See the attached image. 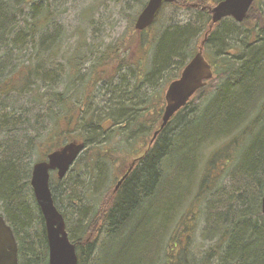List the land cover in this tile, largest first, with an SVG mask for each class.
Here are the masks:
<instances>
[{"label":"trees","instance_id":"1","mask_svg":"<svg viewBox=\"0 0 264 264\" xmlns=\"http://www.w3.org/2000/svg\"><path fill=\"white\" fill-rule=\"evenodd\" d=\"M218 1L164 3L153 23L137 32L140 40L149 33L148 41L141 40L137 45L138 50L146 52L149 69L125 84V65L112 77L103 68L105 59L118 56L117 48L110 57L101 55L90 61L84 72L80 65L85 54L76 50H71L72 55L71 51L61 52L62 39L56 23L60 14L51 9L49 1L0 0V134L15 133L31 123L33 108L28 111L26 107H11L10 112L6 111L11 105L7 99L12 96L37 103L40 108L35 121L43 126L32 138L23 140L25 145L15 136L0 140V215L17 241L18 264H47L44 221L29 184L32 167L23 163L33 149L34 139L46 150L40 160L67 142L85 143L78 160L84 158L92 173L70 188L67 196L76 194L70 200H81L90 193L95 171H99L100 179L104 166L116 171L118 163L129 162L122 169L128 172L117 191L108 190L97 199V209L84 224H80L83 210H79L72 227L66 225V212L58 207L56 180L50 176L52 198L75 244L77 264H96L100 249L121 240L136 245L126 264H264V215L260 203L264 194V13L254 0L242 21L226 17L212 23L209 9ZM165 8L173 12L163 15ZM179 10L188 15L175 19ZM205 33L202 47L215 55L210 62L214 77L196 93L210 84L212 88L209 92L206 89L199 104H194L192 97L159 129L164 86L193 57ZM228 34L233 39H227ZM245 51L246 57L240 60L238 56ZM61 57H69L65 77L71 81L58 90ZM137 61V70L143 72L141 59ZM114 79L118 82L114 83ZM74 80L79 81L76 86ZM99 87L108 92L106 98V93L96 95ZM156 130L153 142L146 143V137ZM108 132L118 140L107 147ZM132 137H142L141 145L147 144L140 155H133ZM220 141L226 148L235 149L234 158L229 160L228 155H223L224 161L219 162L220 155L213 153L204 161L196 190L186 202L184 213L176 217L182 204L177 200L181 190L170 188L173 186L166 181L178 185L181 177L188 176V171H181V161L192 157L196 149L200 151ZM237 146L241 148L237 150ZM164 164L174 171H161ZM219 166L225 171H212ZM119 177L115 175V182ZM159 191L173 202L164 210L171 213L174 209L175 213L167 214L166 232L159 234L154 244L150 233L160 219L156 215L159 213L143 222L139 215L151 205L156 209L163 206L155 203ZM161 218L165 220V216ZM99 228L105 238L102 245L95 242L100 236ZM195 233L203 247L198 259L190 249Z\"/></svg>","mask_w":264,"mask_h":264},{"label":"rangeland","instance_id":"2","mask_svg":"<svg viewBox=\"0 0 264 264\" xmlns=\"http://www.w3.org/2000/svg\"><path fill=\"white\" fill-rule=\"evenodd\" d=\"M50 2L51 9H55L59 15V17L56 19V23L59 27V35L62 39L61 42V52L67 53L71 50H76V53L85 54V58L83 59V63L80 65L82 68V72H84V67L89 66L88 63L90 61L97 60L96 58L100 57L101 55H105L106 57L112 56V51L114 48H117V51L119 52L118 56L113 55L107 60V63L103 66L104 69H106V74L110 77L117 74V70L124 66L122 69V74L124 75V83L130 84L131 81L134 80V78L137 75H140L141 73H145L149 69V60L147 55L143 52V50H138L137 45H139L140 41L143 40V43L148 41L149 33L146 32L142 35V38L140 40L141 35L137 33V31L134 28V21L138 15V13L141 11L143 4L146 3L147 0H143V3H141L139 0H47ZM257 4L262 8L261 14L264 13V0H257ZM173 11L172 9L165 8L164 14L166 15L171 14ZM183 10L176 11L174 14L175 19H183L185 18L188 13H183ZM133 18V20H131ZM81 45V47H80ZM77 48H79L77 50ZM72 55V51H71ZM71 55L69 57H71ZM203 55L205 59L208 62H213V58H215V55L208 51L207 49L203 50ZM68 57V58H69ZM67 58V59H68ZM123 58H126L123 60ZM141 59L142 63V70L143 72H139L137 70V67L134 62H138L137 59ZM67 59L65 57L60 58V65L58 68L60 69L59 76L61 83L58 86V90L64 89L67 87L68 82L71 81V79L67 80L65 77L66 74V67L65 65H68ZM123 61V63H122ZM129 62V63H128ZM140 63V64H141ZM132 64V65H131ZM64 65V66H63ZM69 67V65H68ZM131 80V81H130ZM114 83H117V79L113 80ZM79 81L74 80V86L78 84ZM213 83V82H212ZM112 87V86H111ZM144 85L141 86V92L144 90ZM211 84L206 87L207 92L211 90ZM166 86H164L162 96L164 99V92H165ZM206 89L201 91V93H196L194 95L193 101L194 104H199L201 101H203V96H205ZM140 90V89H139ZM150 91H148L149 93ZM106 93L105 98L108 96V92L105 89L97 88L96 95ZM26 98L20 97L17 98V96H12L7 99L10 106L6 108V111L10 112L11 107L13 108H20L26 107L28 111H30L31 108H33V112L31 115H29V118L31 120L30 124H27L25 127H23V130L17 129L15 133L9 132V133H2L0 134V140H6L11 139L12 137H16L19 140L22 139V143L24 139L32 138L37 131L40 130V128H43V126H40V123H36L37 114L39 110V105L37 103H28ZM113 135L112 132H108L105 136L110 141V144L108 146H112L117 140L118 137H111ZM148 137V138H147ZM146 137V143L151 138V134H149ZM131 143L133 142V150H135V153L133 155H140L144 148L146 147V143L144 145H141L143 141L140 139L142 137H138V140H134L135 138L132 137ZM106 139V140H107ZM38 140L34 139L32 147L33 149H30L28 151L27 158L23 161V163L27 164L28 166H33V164L37 161H41L39 158H41L42 154L46 152L45 148L43 146H38L37 144ZM22 143H19L22 145ZM217 143H211L209 145H206L204 147H201V150L199 151L196 149L195 154L192 157H189L186 160L181 161V164L183 165V169L181 171H188V176L181 177L179 180L178 185H172L171 182H167L166 184L168 186H173L170 188L181 190V192L177 196L178 202H181V206L178 208V212L175 213L174 209H172L171 213H168L169 211L164 210V206H170L172 202L171 198L162 197L161 193L159 191L157 197V200L155 203L159 202L160 205H163L161 207L154 208L152 205L147 207V211H144L142 214L139 215V219L143 222L145 220L152 219L154 217V213L157 212L159 214H156L159 216V220L152 225L150 237L153 243H156V239L159 234L164 233L165 234V227L167 224V214L170 216L172 213L175 216L178 217L180 214L184 213V210L187 207V203L194 194V191L196 190V183H197V175L198 172L201 171L202 164H204V161L211 156H213V153L219 154V159H222L223 155H228L229 160L234 158L235 149L226 148L224 144H221L222 141ZM37 146H36V145ZM149 144V142H148ZM23 145H25L23 143ZM27 145V144H26ZM242 146V145H241ZM241 146H237V150L241 148ZM236 147V146H235ZM123 148V146H122ZM84 151V150H83ZM83 151L81 152L80 156L83 155ZM199 151V152H198ZM212 154V155H211ZM195 156V157H194ZM79 158V157H78ZM77 160L74 162L73 166L70 168L69 172L65 175V177L61 180L57 179L56 173H51L50 176L54 180H56V194H57V201H58V207L61 211L66 212V216L68 218V222L66 221V225L69 224L70 227L73 226V224L76 223L78 216H79V210L82 211L81 214V221L80 224L86 223L89 218L92 216L95 209H97L99 203H97V199L101 198L108 190L112 191L114 185H115V175L116 177H119L120 174L123 172V170L128 166L129 162L126 161L122 165L118 163L116 171H108L107 168L102 169L101 172V178L98 177L99 171H93L95 176L92 180V186L91 189H89L90 193L86 194V197H83L81 200H77V198H73L70 200L69 198L75 197L76 194L73 196H67V193L69 192L70 188L76 184V182L80 183V181L84 178L86 179L88 177V172L92 173L90 170L89 164L84 158H80V160ZM39 159V160H38ZM195 165H194V160ZM209 159V158H208ZM224 161V159L219 160V162ZM194 165V166H193ZM231 165V164H229ZM225 167L219 166L217 169L212 171H225ZM123 169V170H122ZM161 171H174L171 166H167L166 164L161 167ZM219 174V173H218ZM185 176V173L183 174ZM226 176V175H225ZM169 177V176H168ZM168 179V178H167ZM185 180V181H184ZM188 184V185H187ZM187 189V191H186ZM185 190V193H184ZM79 193V192H78ZM166 194V193H165ZM70 195V194H69ZM82 195V194H81ZM88 195V196H87ZM167 195V194H166ZM171 195H174L172 193ZM66 199L69 200L66 201ZM156 199V198H155ZM154 199V200H155ZM61 201L64 203H61ZM187 202V203H186ZM85 208V210L83 209ZM84 213V214H83ZM165 216V220L161 217ZM98 221V220H97ZM163 225V227H162ZM91 226H89L90 228ZM198 229H201V225ZM100 228L97 232V235L100 234L98 238H96L95 242L96 244H101L105 241V238L103 239L102 231L100 232ZM100 232V233H99ZM96 235V236H97ZM36 240V239H34ZM202 243V242H201ZM135 244H130L129 240H121L117 242V244L109 245L107 249L102 248L100 251H98L99 259L96 264H112L113 262L115 264H126L129 259H131L132 254L134 252ZM163 243L160 244V255H162L163 251ZM202 246L200 245V240L195 233L193 240L190 242V249L193 251L197 256L196 259L199 258L198 253L202 250ZM117 262V263H116Z\"/></svg>","mask_w":264,"mask_h":264},{"label":"water","instance_id":"3","mask_svg":"<svg viewBox=\"0 0 264 264\" xmlns=\"http://www.w3.org/2000/svg\"><path fill=\"white\" fill-rule=\"evenodd\" d=\"M254 0H219L209 9L212 23L225 17H232L240 22ZM177 0H147L136 17L134 28L140 32L152 24L164 3H176ZM211 28V27H210ZM193 57L185 64L177 78L172 80L164 93L165 106L159 129L183 107L189 98L213 76L209 62L203 56L202 45ZM158 130L153 132L152 140ZM151 140V141H152ZM85 148L84 142L70 141L60 148L49 152L45 160L33 164L30 186L36 204L43 217L47 241V264H77L78 257L75 245L70 242L61 212L57 209L49 187L50 171H56L62 179L78 156ZM124 176L117 182L119 185ZM116 185V186H117ZM261 212L264 215V194L260 200ZM0 264H18L17 243L11 227L0 215Z\"/></svg>","mask_w":264,"mask_h":264},{"label":"flooded vegetation","instance_id":"4","mask_svg":"<svg viewBox=\"0 0 264 264\" xmlns=\"http://www.w3.org/2000/svg\"><path fill=\"white\" fill-rule=\"evenodd\" d=\"M241 36V34H239L238 35V38ZM234 37V36H233ZM233 37H231L230 36V34H228V38L227 39H233ZM249 37L251 38L252 36L251 35H249ZM235 51V50H234ZM242 56H238V58L240 59V60H243L245 57H246V55H247V52L245 51L243 54H241ZM133 164V163H132ZM131 169V167H129V169L128 170H130ZM128 172V171H123L122 173H121V175H120V177L118 178V180L115 182V186L113 187V189H112V191L114 192V191H117V189L119 188V185H117V182L123 177V176H125L126 175V173ZM124 179V178H123ZM122 182V181H121ZM117 185V186H116Z\"/></svg>","mask_w":264,"mask_h":264},{"label":"bare ground","instance_id":"5","mask_svg":"<svg viewBox=\"0 0 264 264\" xmlns=\"http://www.w3.org/2000/svg\"><path fill=\"white\" fill-rule=\"evenodd\" d=\"M68 238H69V236H68ZM69 240H70V238H69ZM70 242H72L71 240H70ZM73 243V242H72ZM74 244V243H73ZM75 245V244H74Z\"/></svg>","mask_w":264,"mask_h":264}]
</instances>
